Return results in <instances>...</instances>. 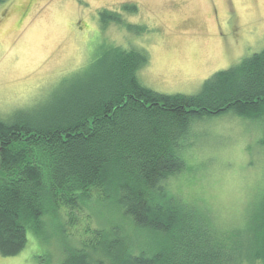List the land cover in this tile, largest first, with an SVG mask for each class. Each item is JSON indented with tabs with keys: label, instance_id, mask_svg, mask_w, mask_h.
I'll return each instance as SVG.
<instances>
[{
	"label": "trees",
	"instance_id": "obj_1",
	"mask_svg": "<svg viewBox=\"0 0 264 264\" xmlns=\"http://www.w3.org/2000/svg\"><path fill=\"white\" fill-rule=\"evenodd\" d=\"M123 7L138 11L135 3ZM100 14L105 23L124 22L118 12ZM148 62L144 50L105 48L50 100L0 117L3 256L25 249L30 228L42 233L48 213L62 210L74 225L94 201L112 203L149 244L137 248L117 230L89 226L60 264H264V196L245 227L223 230L170 189L191 169L194 126L227 113L264 120V48L195 94L145 86L138 71Z\"/></svg>",
	"mask_w": 264,
	"mask_h": 264
},
{
	"label": "rangeland",
	"instance_id": "obj_2",
	"mask_svg": "<svg viewBox=\"0 0 264 264\" xmlns=\"http://www.w3.org/2000/svg\"><path fill=\"white\" fill-rule=\"evenodd\" d=\"M135 3L137 12L124 3ZM123 21L104 22L101 11ZM134 28H129L126 23ZM223 35V36H222ZM118 46L144 50L140 81L162 93H198L216 72L264 48V0H5L0 3V117L50 100L72 72ZM264 120L233 113L197 124L187 148L191 169L170 180L184 198L223 230L245 227L264 196ZM253 210V211H254ZM77 223L48 213L42 233L0 264H60L89 226L117 230L135 247L149 235L112 203L92 202Z\"/></svg>",
	"mask_w": 264,
	"mask_h": 264
},
{
	"label": "flooded vegetation",
	"instance_id": "obj_3",
	"mask_svg": "<svg viewBox=\"0 0 264 264\" xmlns=\"http://www.w3.org/2000/svg\"><path fill=\"white\" fill-rule=\"evenodd\" d=\"M223 36V35H222Z\"/></svg>",
	"mask_w": 264,
	"mask_h": 264
}]
</instances>
